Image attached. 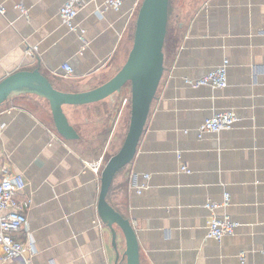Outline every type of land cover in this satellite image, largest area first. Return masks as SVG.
<instances>
[{
    "label": "crops",
    "instance_id": "1",
    "mask_svg": "<svg viewBox=\"0 0 264 264\" xmlns=\"http://www.w3.org/2000/svg\"><path fill=\"white\" fill-rule=\"evenodd\" d=\"M65 1L0 0V80L38 68L56 88L82 91L121 67L141 0L118 8L84 0L74 22L85 41L61 21ZM170 22L163 73L135 155L114 176L107 201L130 219L139 264H264V0H177ZM223 58L225 87L184 83ZM64 63L73 77L61 76ZM117 99L64 106L79 134L72 140L55 130L43 98L21 94L0 107L1 150L8 167L24 175L17 197L30 201L20 235L33 249L29 261L0 264H115L111 232L96 213L100 172L84 161L105 162L112 146L120 147ZM218 110L233 111L237 121L198 136L197 126ZM225 192L228 205L215 211L239 224L220 240L207 238L204 204ZM116 240L122 253L119 229Z\"/></svg>",
    "mask_w": 264,
    "mask_h": 264
},
{
    "label": "water",
    "instance_id": "2",
    "mask_svg": "<svg viewBox=\"0 0 264 264\" xmlns=\"http://www.w3.org/2000/svg\"><path fill=\"white\" fill-rule=\"evenodd\" d=\"M169 0H141L135 18L133 38L121 67L106 81L82 91H66L53 86L38 68L17 70L0 80V107L13 97L34 94L48 102L55 130L64 139H77L79 134L70 122L64 106H80L104 99L114 100L128 84L130 116L120 147L111 154L100 171V187L96 213L111 232L115 264H139V247L135 229L108 201L107 193L116 173L133 159L151 102L163 73V44L168 23ZM117 229L125 242V250L117 248Z\"/></svg>",
    "mask_w": 264,
    "mask_h": 264
},
{
    "label": "built area",
    "instance_id": "3",
    "mask_svg": "<svg viewBox=\"0 0 264 264\" xmlns=\"http://www.w3.org/2000/svg\"><path fill=\"white\" fill-rule=\"evenodd\" d=\"M123 0H106L104 7L118 8ZM84 0H66L58 10V15L61 21L68 27L69 30L78 31L79 38L84 39V29L78 27L74 18L78 9L83 5ZM17 7L23 14H26V9L18 4ZM6 12L4 5L0 4V16ZM35 48V47H33ZM30 50V49H29ZM229 65L228 58H223L220 64L208 70L206 73L197 78L184 77V83L191 87L207 85L213 88H223L227 85V68ZM63 78L73 77V69L68 63L62 65ZM264 99V94H263ZM127 98H124L122 103L126 104ZM237 115L231 110L213 111L211 115L206 117L198 126L197 133L201 136L204 132H217L223 129H229L237 121ZM2 125L0 124V132ZM94 172H100L103 163V157H99L94 161H84ZM183 170L189 171L185 165H182ZM144 179L148 178V174L143 175ZM26 186L24 175L19 172H13L7 165L0 145V262L11 261L22 258L29 261L33 255V249L27 244L20 234L24 233V228L27 222L26 209L30 203L20 200L17 197L18 192L22 191ZM146 187V182H141L137 187V192H140ZM230 195L228 192L223 193L222 200L207 201L204 205L210 211V220L207 226L206 237L220 240L223 236L232 234L238 226V222L232 219L228 213L218 214L215 210L218 207L228 205ZM264 252V250H263ZM28 254V257H24Z\"/></svg>",
    "mask_w": 264,
    "mask_h": 264
},
{
    "label": "rangeland",
    "instance_id": "4",
    "mask_svg": "<svg viewBox=\"0 0 264 264\" xmlns=\"http://www.w3.org/2000/svg\"><path fill=\"white\" fill-rule=\"evenodd\" d=\"M177 5V0H170L169 1V18H170V25L173 23L174 20V13H175V8ZM124 98H127L126 104L123 105L122 101ZM130 90H129V85L126 84L121 92L118 94V99H117V108L121 109L120 117L116 126V133L118 132V138L120 137V144L125 136V133L127 131V126L129 122V116H130ZM120 146V145H119ZM114 150L112 149L110 152H115L117 149V146H112ZM119 148V147H118ZM108 152V153H110Z\"/></svg>",
    "mask_w": 264,
    "mask_h": 264
},
{
    "label": "trees",
    "instance_id": "5",
    "mask_svg": "<svg viewBox=\"0 0 264 264\" xmlns=\"http://www.w3.org/2000/svg\"><path fill=\"white\" fill-rule=\"evenodd\" d=\"M170 1V0H169ZM133 30L134 28L132 29V34H131V39L133 38ZM168 31H169V5H168V23H167V30H166V35H165V39H164V44H163V51H164V48L166 47V44H167V40H168ZM129 123V122H128ZM128 128V126H127ZM117 151V150H116ZM115 151V152H116ZM121 170V169H120ZM110 189V188H109ZM108 195V193H107Z\"/></svg>",
    "mask_w": 264,
    "mask_h": 264
}]
</instances>
